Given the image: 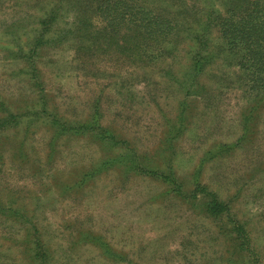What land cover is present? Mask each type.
Wrapping results in <instances>:
<instances>
[{
  "label": "rangeland",
  "instance_id": "obj_1",
  "mask_svg": "<svg viewBox=\"0 0 264 264\" xmlns=\"http://www.w3.org/2000/svg\"><path fill=\"white\" fill-rule=\"evenodd\" d=\"M162 1L185 26L139 66L81 52L71 1L0 0V264H264V80L222 54L191 73L185 27L214 0Z\"/></svg>",
  "mask_w": 264,
  "mask_h": 264
},
{
  "label": "trees",
  "instance_id": "obj_2",
  "mask_svg": "<svg viewBox=\"0 0 264 264\" xmlns=\"http://www.w3.org/2000/svg\"><path fill=\"white\" fill-rule=\"evenodd\" d=\"M68 1L78 6L79 10L73 18L74 28L69 32L73 34L76 32L75 35L80 38L79 40L84 39L88 42L79 45L78 49L81 52L90 55L99 53L121 56L129 63L139 66L151 64L158 57L174 53L179 42L176 35L186 22V20H178L174 17L182 13L168 8L170 5L162 0H158L161 4L160 9L153 7L159 4L153 0ZM64 2L57 1L44 11V16L38 21L36 35L28 39L26 43L27 47H30L24 51L20 49L21 52L23 51L25 55L34 52L38 44L53 38V35L43 34L49 32L56 34L57 30L51 24H54L60 17L63 9L68 10ZM215 2L216 0L200 10L198 17L191 21L195 22L194 25L185 27L187 30L185 38L188 36L193 47L192 56H198V59H194L193 64L190 65L191 73H200L205 63L212 61L218 54H222L234 61L236 59L241 70L256 76V83L261 82L264 80V0H219L222 8L216 7ZM90 5H94L93 12L99 15L101 21V26L91 35L86 33L87 28L92 26L86 15ZM166 8H168L167 11ZM213 32L221 41L217 50L213 48L211 42ZM31 40H34L32 45H30ZM193 82L191 86L195 87L196 83ZM0 105L3 106L4 103L0 101ZM46 106L44 102L43 108ZM21 116L24 115L7 113L3 122L19 124L22 122ZM92 123L91 129L97 122L93 120ZM102 128L104 135L108 136L106 138L114 139L113 132L109 128ZM128 167L133 169V165ZM211 194L214 196L213 193ZM0 207V214H3L7 208L3 205ZM210 209L213 210L214 207ZM11 210L14 208L12 207ZM106 254L112 256L117 253L108 250ZM35 255L39 256L37 251ZM121 257L118 255V258ZM248 264H251V261H248Z\"/></svg>",
  "mask_w": 264,
  "mask_h": 264
}]
</instances>
